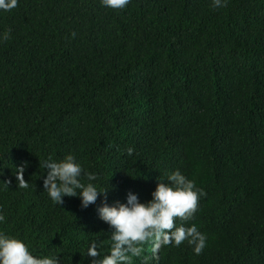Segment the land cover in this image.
Returning <instances> with one entry per match:
<instances>
[{"label": "trees", "instance_id": "16d2710c", "mask_svg": "<svg viewBox=\"0 0 264 264\" xmlns=\"http://www.w3.org/2000/svg\"><path fill=\"white\" fill-rule=\"evenodd\" d=\"M0 230L33 255L91 264L112 229L97 209L151 199L179 170L206 193L190 221L199 255L162 246L150 264H264V0H18L0 11ZM72 33H75L73 37ZM132 148L133 154L127 150ZM71 154L107 189L95 204L55 205L43 190L51 157ZM26 165L20 188L16 168ZM3 182H10L5 187ZM82 183H88L82 174ZM134 257L132 264H143Z\"/></svg>", "mask_w": 264, "mask_h": 264}, {"label": "clouds", "instance_id": "9594fccd", "mask_svg": "<svg viewBox=\"0 0 264 264\" xmlns=\"http://www.w3.org/2000/svg\"><path fill=\"white\" fill-rule=\"evenodd\" d=\"M102 6L114 10H123L131 0H100ZM228 0H212V7L224 8ZM18 0H0V11L9 12L16 8ZM73 37L75 33H72ZM10 31L0 35V40L9 39ZM129 148V156L133 154ZM46 175L43 178V190L55 205H63L64 197H79L81 206L87 208L95 204L100 196H107V189L101 190L96 183L97 177L83 173L76 158L68 154L63 159L49 157L43 162ZM26 165L16 168L15 179L20 188L29 187L24 179ZM82 174L88 183L81 182ZM8 187L10 182H3ZM203 189L197 188L193 180L188 179L179 170L167 175L166 182L159 180L151 199L140 202L132 192L127 193L126 202L112 205L103 203L97 209L99 218L111 229V247L109 253L101 257L99 245L93 241L86 250V257L93 258L91 264H132L134 257H142L144 245L151 242L153 256L162 246L179 247L187 242L193 252L199 255L207 246V236L195 224L189 227L176 225V219L190 221L198 209L199 200L205 196ZM6 220L0 211V224ZM143 256V264H150ZM0 264H60L57 256L33 255L30 247L21 239L0 230Z\"/></svg>", "mask_w": 264, "mask_h": 264}]
</instances>
